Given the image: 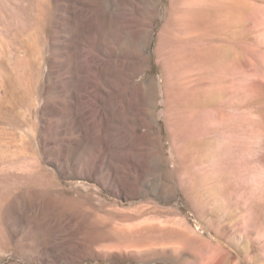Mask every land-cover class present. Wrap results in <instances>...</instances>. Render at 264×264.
Returning <instances> with one entry per match:
<instances>
[{
    "label": "rangeland",
    "instance_id": "rangeland-1",
    "mask_svg": "<svg viewBox=\"0 0 264 264\" xmlns=\"http://www.w3.org/2000/svg\"><path fill=\"white\" fill-rule=\"evenodd\" d=\"M0 264H264V0H0Z\"/></svg>",
    "mask_w": 264,
    "mask_h": 264
}]
</instances>
